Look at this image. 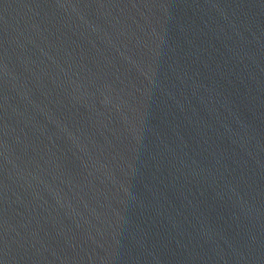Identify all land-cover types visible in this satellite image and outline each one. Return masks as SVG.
I'll use <instances>...</instances> for the list:
<instances>
[{
  "label": "water",
  "instance_id": "water-1",
  "mask_svg": "<svg viewBox=\"0 0 264 264\" xmlns=\"http://www.w3.org/2000/svg\"><path fill=\"white\" fill-rule=\"evenodd\" d=\"M0 264H264V0H0Z\"/></svg>",
  "mask_w": 264,
  "mask_h": 264
}]
</instances>
